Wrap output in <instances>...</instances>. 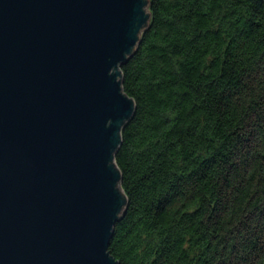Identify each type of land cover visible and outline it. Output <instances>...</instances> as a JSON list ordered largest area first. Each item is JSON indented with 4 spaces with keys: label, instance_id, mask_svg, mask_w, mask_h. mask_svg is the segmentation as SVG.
Instances as JSON below:
<instances>
[{
    "label": "trees",
    "instance_id": "1",
    "mask_svg": "<svg viewBox=\"0 0 264 264\" xmlns=\"http://www.w3.org/2000/svg\"><path fill=\"white\" fill-rule=\"evenodd\" d=\"M119 66V264H264V0H148Z\"/></svg>",
    "mask_w": 264,
    "mask_h": 264
},
{
    "label": "water",
    "instance_id": "2",
    "mask_svg": "<svg viewBox=\"0 0 264 264\" xmlns=\"http://www.w3.org/2000/svg\"><path fill=\"white\" fill-rule=\"evenodd\" d=\"M148 0H0V264H119V66Z\"/></svg>",
    "mask_w": 264,
    "mask_h": 264
}]
</instances>
